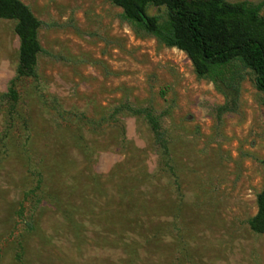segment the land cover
<instances>
[{"label": "rangeland", "instance_id": "374dc122", "mask_svg": "<svg viewBox=\"0 0 264 264\" xmlns=\"http://www.w3.org/2000/svg\"><path fill=\"white\" fill-rule=\"evenodd\" d=\"M21 1L41 50L16 77L0 18V264H264L254 73L233 59L198 75L111 0ZM145 11L168 27L164 6Z\"/></svg>", "mask_w": 264, "mask_h": 264}, {"label": "trees", "instance_id": "16d2710c", "mask_svg": "<svg viewBox=\"0 0 264 264\" xmlns=\"http://www.w3.org/2000/svg\"><path fill=\"white\" fill-rule=\"evenodd\" d=\"M111 1L122 9L125 18L138 23L166 46L183 51L198 75L239 59L254 73L255 86L264 95V18L259 16L264 1L253 7L226 0ZM148 4L165 7L169 19L167 28L146 14ZM0 18L15 21L14 30L19 39L16 77H35L36 58L41 50L37 38L39 19L21 0H0ZM11 94L14 96L15 92ZM136 112L146 115L156 139L162 141L152 113L146 109ZM257 205L250 227L264 234V189L257 196Z\"/></svg>", "mask_w": 264, "mask_h": 264}]
</instances>
